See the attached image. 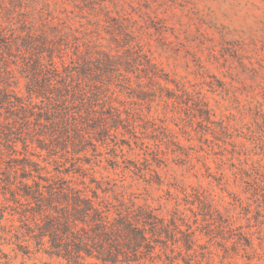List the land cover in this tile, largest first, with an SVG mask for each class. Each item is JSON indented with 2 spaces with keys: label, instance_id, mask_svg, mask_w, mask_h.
Wrapping results in <instances>:
<instances>
[{
  "label": "trees",
  "instance_id": "obj_1",
  "mask_svg": "<svg viewBox=\"0 0 264 264\" xmlns=\"http://www.w3.org/2000/svg\"><path fill=\"white\" fill-rule=\"evenodd\" d=\"M10 2L0 10L2 264H17L6 246L11 258L46 254L49 260L42 264H213L212 245L222 250L219 264H224L250 246L242 226H232L227 213L197 187L180 188V197L167 183L163 197L173 206L162 212L160 206L138 203L133 193L125 196L116 179L89 172L104 160L102 168L118 171L119 181L127 175L163 184L156 168L169 152L176 162H190L177 132L186 140L195 134L205 139L215 123L198 93L172 79L128 31L112 35L115 48L105 49L82 23L75 34L44 7L31 19L16 7L20 0ZM153 105L162 117L149 115ZM167 112L177 131L168 125ZM124 146L142 150L143 158L125 157ZM238 172L235 181L245 184L256 203L254 217L260 216L264 172L259 164ZM212 177L224 184L222 173ZM228 195L234 208L239 198ZM250 211L249 205L244 208L245 215Z\"/></svg>",
  "mask_w": 264,
  "mask_h": 264
},
{
  "label": "rangeland",
  "instance_id": "obj_2",
  "mask_svg": "<svg viewBox=\"0 0 264 264\" xmlns=\"http://www.w3.org/2000/svg\"><path fill=\"white\" fill-rule=\"evenodd\" d=\"M20 1L16 7H21V12H30L31 19L37 17L39 7H44L55 15L54 22L65 21L75 34L78 32L74 29L82 23L80 28L92 30V39L105 49L115 48L112 35L120 38L123 31L130 32L163 71L185 89L198 93L215 123L206 130L205 139L195 134L186 140L177 132L179 144L190 153V162H176V154L169 152L164 164L156 168L163 184L150 185L127 175L119 181L118 171L102 168L106 165L104 160L89 172H94L97 178L116 179L125 196L133 193L138 203L160 206L162 212L173 206V200L163 197L167 183L175 185L172 194L180 197L182 193L177 191L180 188L187 191L199 188L211 205L227 213L232 226L241 225L250 237V246L238 249L222 262L264 264V201L258 200L261 212L254 217L256 203L244 192L245 184L235 181L234 176L239 174L240 166L251 168L259 164L264 172V0ZM4 6L10 7V0H0V10ZM142 111L145 113L146 108ZM149 115L162 117L163 112L153 105ZM170 116L167 112V123L177 131ZM219 122L226 128L221 129ZM123 153L125 157L143 158L138 148L128 151L124 146ZM33 158L52 171V165L41 157ZM218 173L223 174L224 184H218L212 177ZM228 192L239 198L234 208L228 204L231 199ZM248 205L251 211L245 215L244 208ZM230 244L231 240L226 241V245ZM210 249L212 263L219 264L222 250L215 245ZM3 250L11 263L42 264L49 260L42 252L11 258L10 248L6 246ZM4 261L5 258H0V264ZM145 262L163 264L157 260Z\"/></svg>",
  "mask_w": 264,
  "mask_h": 264
}]
</instances>
